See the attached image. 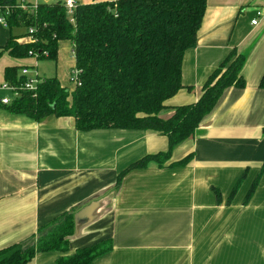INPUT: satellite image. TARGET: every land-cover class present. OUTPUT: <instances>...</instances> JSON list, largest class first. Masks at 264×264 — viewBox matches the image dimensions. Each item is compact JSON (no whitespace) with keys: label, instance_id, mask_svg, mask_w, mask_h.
I'll return each mask as SVG.
<instances>
[{"label":"crops","instance_id":"1","mask_svg":"<svg viewBox=\"0 0 264 264\" xmlns=\"http://www.w3.org/2000/svg\"><path fill=\"white\" fill-rule=\"evenodd\" d=\"M235 49L246 57L245 88L226 90L164 167L150 162L132 170L118 188V176L132 163L168 149L165 136L83 133L72 118L35 122L0 106V249L25 243L74 212L69 252L38 253L30 264H55L104 240L112 241V250L92 264H264V172L247 200L264 163V0H207L197 45L183 57L182 82L191 89L168 104L197 102L209 76ZM190 154L188 165L170 167ZM213 189L220 191V203Z\"/></svg>","mask_w":264,"mask_h":264},{"label":"trees","instance_id":"2","mask_svg":"<svg viewBox=\"0 0 264 264\" xmlns=\"http://www.w3.org/2000/svg\"><path fill=\"white\" fill-rule=\"evenodd\" d=\"M17 0H0V17L10 31L1 53L13 60L29 58L57 62L62 42H69L79 71L76 89L69 91L57 77L40 78L35 90L20 91L7 112L42 122L54 116L72 118L79 132L95 130L150 131L168 140V149L132 163L119 176L143 169L150 162L164 167L174 149L193 139L201 123L215 110L226 90L244 89L246 57L232 50L202 87L197 102L170 106L168 101L191 87L182 82V63L187 50L197 45L207 0H112L80 4L72 17L63 2L40 3L35 11L18 8ZM9 11L8 15L6 12ZM15 28L26 33L14 36ZM32 31V32H31ZM27 67L9 66L5 83L25 86ZM264 88V77L260 83ZM172 112L167 119L165 112ZM193 154L170 167L189 164ZM264 172L256 179L247 200ZM242 180V179H241ZM239 184L234 189L236 192ZM217 202L221 193L213 189ZM75 233V214L68 212L40 228L28 241L0 249V264H30L38 253L69 252ZM112 250V241L77 249L55 264H92Z\"/></svg>","mask_w":264,"mask_h":264},{"label":"rangeland","instance_id":"3","mask_svg":"<svg viewBox=\"0 0 264 264\" xmlns=\"http://www.w3.org/2000/svg\"><path fill=\"white\" fill-rule=\"evenodd\" d=\"M25 29L15 28L12 30L14 36H21L25 34ZM10 35V31L7 29L5 24L0 21V48L5 45V42ZM69 42H62L59 47V54L57 62H51L48 60H32L28 59L23 64L15 65L22 66L27 65L33 78H53L58 77L62 79V83L69 91L76 89V84L72 80L73 73L75 71V59L71 52ZM13 60L6 54L0 52V84H4L3 70L5 67L12 65ZM72 73V74H71ZM0 95L11 96V93H0Z\"/></svg>","mask_w":264,"mask_h":264},{"label":"built area","instance_id":"4","mask_svg":"<svg viewBox=\"0 0 264 264\" xmlns=\"http://www.w3.org/2000/svg\"><path fill=\"white\" fill-rule=\"evenodd\" d=\"M18 2V8L23 10V11H35L40 4L38 0H17ZM64 7L67 10V15L72 17L74 14V10L78 6L75 0H65L64 1ZM9 11L6 12V15H8ZM261 13H257V17H259ZM0 21L6 24V17L2 16L0 17ZM257 24V19H254L252 21V25ZM32 32V31H31ZM22 75L27 77V83L25 86H19V89L17 87L9 84V83H4L0 84V93H11V96H5V95H0V104L1 105H10L12 101L20 96V91H25V90H35L37 84L40 82L41 77L33 78V76L30 73L29 68H24L22 70ZM78 74L79 71L75 69L72 80L75 82V84L78 83Z\"/></svg>","mask_w":264,"mask_h":264}]
</instances>
